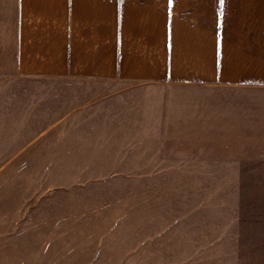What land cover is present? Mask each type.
<instances>
[{"label":"rangeland","instance_id":"obj_1","mask_svg":"<svg viewBox=\"0 0 264 264\" xmlns=\"http://www.w3.org/2000/svg\"><path fill=\"white\" fill-rule=\"evenodd\" d=\"M102 84L0 77V264H264V165L150 170Z\"/></svg>","mask_w":264,"mask_h":264},{"label":"crops","instance_id":"obj_2","mask_svg":"<svg viewBox=\"0 0 264 264\" xmlns=\"http://www.w3.org/2000/svg\"><path fill=\"white\" fill-rule=\"evenodd\" d=\"M0 77L102 82L150 170L264 165V0H0Z\"/></svg>","mask_w":264,"mask_h":264},{"label":"snow or ice","instance_id":"obj_3","mask_svg":"<svg viewBox=\"0 0 264 264\" xmlns=\"http://www.w3.org/2000/svg\"><path fill=\"white\" fill-rule=\"evenodd\" d=\"M221 3H223V0H220Z\"/></svg>","mask_w":264,"mask_h":264}]
</instances>
